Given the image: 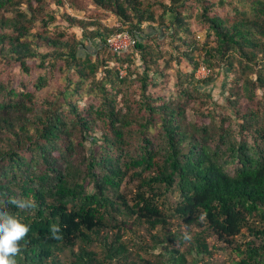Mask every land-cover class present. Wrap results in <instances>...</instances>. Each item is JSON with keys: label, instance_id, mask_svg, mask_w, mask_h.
<instances>
[{"label": "trees", "instance_id": "1", "mask_svg": "<svg viewBox=\"0 0 264 264\" xmlns=\"http://www.w3.org/2000/svg\"><path fill=\"white\" fill-rule=\"evenodd\" d=\"M69 1L86 12L63 14L81 38L51 32L52 4L64 9V0H0V61L28 75L30 61L43 70L32 87L0 74V206L30 226L16 264H120L128 246L121 236L108 242L120 215L157 230L140 248L161 257L142 264H185L172 247L180 239L167 228L171 218L216 235L236 255L231 264H264V0ZM98 9L121 24L104 25ZM192 19L206 30L202 44ZM119 32L136 40L123 53L109 47ZM162 36L177 52L171 96L153 91L155 76L172 67L160 62ZM199 67L207 77L195 76ZM56 70L67 85L41 100L36 90ZM221 71L233 76L218 105L204 87ZM129 171L131 198L122 190ZM25 198L34 207L9 203ZM50 226L60 227V239ZM203 234L192 240L198 256L210 252Z\"/></svg>", "mask_w": 264, "mask_h": 264}, {"label": "rangeland", "instance_id": "2", "mask_svg": "<svg viewBox=\"0 0 264 264\" xmlns=\"http://www.w3.org/2000/svg\"><path fill=\"white\" fill-rule=\"evenodd\" d=\"M66 1L65 8H59L52 4V7L55 9L56 14L58 16V21L54 24H52L51 32H54L57 30L58 27L65 29L69 33H75L77 37L81 38L82 32L81 29L78 27H72L69 25V22L66 21L63 18L64 13H70L71 15L77 16L78 18H86V12L85 10L79 11L76 10L74 7H71L69 0ZM82 3H85L84 5H87L88 8H94V6L91 3H88L86 0H78ZM87 3V4H86ZM223 10V9H221ZM220 10V12H221ZM97 12L99 13V18L101 22L108 26V27H114L119 26L121 24L118 17L112 13H108L104 10L98 9ZM190 24L192 27V35L196 37L200 44L204 43L206 39V30L201 29L199 25L195 22L194 19L190 20ZM158 33H162L158 31ZM55 34V33H54ZM158 42L160 43L159 49L163 53V59L160 60V62H164L165 59H169L170 65L172 67L165 66V73L167 76H155L156 80L158 78L159 85L157 87L153 88V91H159L165 96H171L173 95L175 91V70L177 68L176 60H171V56L176 55V50L174 48V44L171 42V39L167 36H162L159 38ZM95 58V55L93 56ZM164 60V61H163ZM30 63L34 66V69L31 74H25L21 68L18 65H8L0 61V74H2L3 77L8 76L11 77L14 81V86L21 87L22 85H28L31 86L35 82V80L38 78L40 74L43 73V70L40 69L36 62ZM61 65V62H59ZM141 62L137 61V65H140ZM181 68L186 70H192V67L188 65L186 61H182ZM163 67V68H164ZM125 71L123 70V73ZM99 77H101V74H98ZM195 76H197V72L195 71ZM233 76V74H226L224 71H221L219 74L215 76V79L207 84H205L204 91H209L213 95V101L219 104L223 103L226 95L228 94V82L229 79ZM73 79H77V77L74 75ZM200 79V78H199ZM67 85L66 82V74H63L62 72L56 70L53 74L50 75V83L48 87L42 89V90H36V94L39 96V98L42 100L44 97H47L51 91H56L60 88H65ZM136 85H134L135 87ZM122 98L119 97V101H121ZM90 100L88 96H84V98L80 99V105L85 106L86 103H88ZM242 104H245L243 101ZM122 103L120 104V106ZM211 106H215V103H212ZM219 110H221V106H217ZM100 133V132H99ZM136 187V181L134 180L133 171H129L126 175V179L122 184V190L127 192V196L129 198L132 197L131 191L132 189H135ZM171 202H176V197H171ZM168 215H170V210L166 211ZM117 225L119 227L115 228V230H112V232H109L108 236V242L115 239L117 236H121V241L126 244L130 250V253L128 254L129 259L122 260L120 264H142V260L140 258L148 259L150 261H155V259H159L161 256L158 254L160 253V250H152L151 253L145 252L143 249L140 248L141 245H144L145 243L151 244L152 243V237L151 233H156L157 230H150L148 228V225H143L139 222H137L136 218L134 217H127V216H119V220L117 222ZM167 228L172 230L173 232L178 234V237L180 240L176 239L175 241H172V247H175L180 250V252H183L186 256L185 264H231L232 258H236V255L233 253L231 248H225V244H223L222 241H220L216 235L211 234L208 230H204L205 227H201L198 225H193L191 227L187 226L184 222L177 218H171L169 219L168 223H166ZM150 230V231H149ZM204 231V232H203ZM198 233H204L203 237H205V240L207 241L209 245L210 252L208 254H204V256L197 255L195 250L192 252L190 251L191 247L193 245V237ZM243 233H246L245 230ZM185 234H188L190 236V239L185 240L184 236ZM103 236L105 234H102ZM143 237V238H142ZM145 237V238H144ZM145 239V242H144ZM239 241L246 242L249 237L245 235H239L236 238ZM93 249H95L98 253V255H103L102 248L99 246H94ZM109 264V263H108ZM110 264H118L117 260H115L113 263ZM145 264V263H144Z\"/></svg>", "mask_w": 264, "mask_h": 264}, {"label": "clouds", "instance_id": "3", "mask_svg": "<svg viewBox=\"0 0 264 264\" xmlns=\"http://www.w3.org/2000/svg\"><path fill=\"white\" fill-rule=\"evenodd\" d=\"M9 203L18 209L34 207L31 199H10ZM30 226L23 223L18 217L10 214L6 207L0 206V264H16V256L21 250V242L28 235ZM53 239H60L61 229L59 226H50ZM184 239H190L185 234Z\"/></svg>", "mask_w": 264, "mask_h": 264}, {"label": "built area", "instance_id": "4", "mask_svg": "<svg viewBox=\"0 0 264 264\" xmlns=\"http://www.w3.org/2000/svg\"><path fill=\"white\" fill-rule=\"evenodd\" d=\"M136 43L135 38L129 32H119L109 41V47L118 53H123L132 48ZM198 78H205L209 74L206 67H199L197 70Z\"/></svg>", "mask_w": 264, "mask_h": 264}]
</instances>
